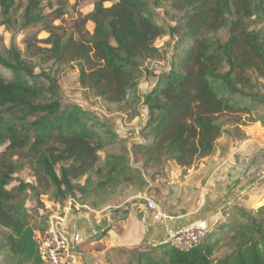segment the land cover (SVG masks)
<instances>
[{"label": "trees", "instance_id": "16d2710c", "mask_svg": "<svg viewBox=\"0 0 264 264\" xmlns=\"http://www.w3.org/2000/svg\"><path fill=\"white\" fill-rule=\"evenodd\" d=\"M168 1L182 15L167 31L150 0H96L89 12L70 0H0L1 25L15 38L23 33L24 44L14 40L0 50V144H6L0 158V264H44L37 232L44 234L48 224H36L25 198L29 189L44 191L25 181L9 188L19 151L27 152L58 206L80 193L81 203L99 207L88 196L119 186L143 191L169 161L186 171L214 154L222 136L244 139L248 122L264 125V0ZM167 32L181 35V46L170 69L140 96L142 65L163 55L155 42ZM46 62L74 64L83 88L121 110H135L133 116L142 101L147 116L126 153H109L98 167L100 151L122 135L102 130L106 124L91 110L63 102L58 79L40 67ZM222 212L207 238L188 250L173 241L118 245L114 264H264V204L255 213L230 206ZM225 242L229 250L218 255Z\"/></svg>", "mask_w": 264, "mask_h": 264}, {"label": "crops", "instance_id": "0c3cea01", "mask_svg": "<svg viewBox=\"0 0 264 264\" xmlns=\"http://www.w3.org/2000/svg\"><path fill=\"white\" fill-rule=\"evenodd\" d=\"M243 129L246 137L236 144L238 151H223L218 147L214 154L186 171L174 161L168 162L173 188L162 199L154 196L175 216L173 229L209 220L219 208L241 206V193L264 176V127L253 125ZM181 170L187 174L183 175ZM190 185L185 190L184 186ZM108 206L97 209L80 203L69 215L70 234L80 254L79 264H114V246L133 247L169 241L165 229L153 220L145 201L133 203L126 211L111 212Z\"/></svg>", "mask_w": 264, "mask_h": 264}, {"label": "rangeland", "instance_id": "374dc122", "mask_svg": "<svg viewBox=\"0 0 264 264\" xmlns=\"http://www.w3.org/2000/svg\"><path fill=\"white\" fill-rule=\"evenodd\" d=\"M16 1L23 4L27 2V0ZM95 1L96 0H70L71 3H77L78 9L83 12L91 11L94 7ZM150 4L151 7H153V9L155 10L156 21L164 25L167 31L169 30L170 26H173L177 23L178 19L182 15V10H177L175 6H173L172 3L168 0H161L156 5L153 3L152 0H150ZM107 5H110V3H107ZM1 20L2 16L0 7V50L9 48L14 42V40L20 47H23V33L17 34L15 38L13 30L6 28L5 25H1ZM88 29L90 31H93L94 29V25L91 22L88 23ZM46 35L47 34L45 32H42L40 34L41 37H46ZM180 36L181 35L178 34L176 36H172L170 35V33L167 32L164 36L156 40L155 45L162 50L163 55L158 58L147 59L143 63V74L139 79L138 95L141 96L144 93L148 92L155 84L157 77L162 72H166L170 69V62L174 49L176 47L180 48L181 46ZM40 67L41 69L50 72L52 76L58 79L61 99L63 102L77 103L82 107L91 110L106 124V127H101L102 130L110 128L121 133V138L115 140L114 142H112V144L108 145L100 151L101 160L98 163V167L104 165V160L107 154L126 153L129 143L139 139L140 126L142 125L143 120L147 116V110L142 101L136 103L137 113L135 116H133L135 110H121L118 104H109L104 100L98 98L94 93L88 92L87 89L83 88L78 80V69L74 67V64L68 63L61 66H57L52 64L51 62H46L41 63ZM259 81L261 91L264 93V77H260ZM253 125H261L262 127H264L261 122H248L246 126ZM246 126H243V128ZM240 140L242 139L234 140L230 139V137H228L227 135L222 136L219 139V147L223 151L228 150L229 152H231V149L235 150V147L237 146L236 144H239ZM5 151L6 144H0V158L3 157ZM13 159L18 165V169L14 175L15 180L9 185V188L17 185L20 181H25L33 184L38 183L39 189L41 191H44V194H41L37 191H31L29 189L25 196L26 207L35 217L36 224L39 227L46 229L48 214L58 208V203L55 202L51 196V188L48 187L44 179H39V173L37 171V168L35 165H33L32 161H30V158L27 156L26 151H19L18 154L14 155ZM170 171L171 167L170 164H168L166 166L164 174H161L164 177L162 178L161 175L156 176L154 179L151 180L149 186H147L143 191L139 190V187L137 186H119L118 188H116V190H114V192H111L109 190L108 193H101L100 196H88L87 199L89 202L95 200L100 204L99 207L93 208L101 209L109 205L108 209L111 212L119 210L126 211V209L129 210L133 203H143L145 201L144 197H146L147 195L156 194L162 199L163 195L170 194L167 192H169L174 185V183H171L170 180ZM181 173L183 175L187 174L183 171ZM92 177L96 181L99 179V176L95 174L94 171L92 173ZM77 182L83 184L85 182V178H81L77 180ZM188 187H191V185L184 186L185 190L189 189ZM192 191L193 190H191V192ZM195 193L197 192L195 191L194 194ZM240 197V200H238L242 203V205L234 207V210L243 208L247 211L255 213L256 210L264 203V176H262L259 180L255 181L250 189L243 191ZM73 198L77 202L74 207L78 206V204H80L83 199L80 193L77 194L76 198ZM164 208L168 210L167 207L164 206ZM223 208L224 207L219 208L218 211L213 214V216L209 217V222L213 221V217L221 218L222 214H224V212H222ZM81 209L85 210V208ZM120 220L122 221L123 219ZM229 244L231 243L225 242V244H223L221 249L218 251V255L228 251L230 248Z\"/></svg>", "mask_w": 264, "mask_h": 264}, {"label": "built area", "instance_id": "2783aa9c", "mask_svg": "<svg viewBox=\"0 0 264 264\" xmlns=\"http://www.w3.org/2000/svg\"><path fill=\"white\" fill-rule=\"evenodd\" d=\"M236 147L235 150L238 151V146ZM144 199L153 220L165 229L169 241H173L181 250L200 244L209 235L212 223L209 220L173 229L172 221L175 216L167 212L154 195H147ZM76 204V200L70 197L63 207L58 206L48 214V228L44 234L38 235L39 249L45 264H79L80 254L73 244L69 227V215ZM218 219L219 217H213V221Z\"/></svg>", "mask_w": 264, "mask_h": 264}]
</instances>
